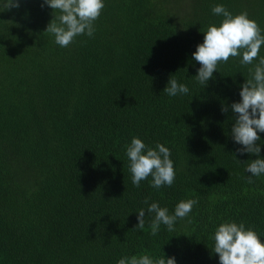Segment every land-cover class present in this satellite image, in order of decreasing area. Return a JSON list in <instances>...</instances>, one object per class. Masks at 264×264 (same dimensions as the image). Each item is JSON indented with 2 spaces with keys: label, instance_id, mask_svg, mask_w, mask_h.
Segmentation results:
<instances>
[{
  "label": "trees",
  "instance_id": "obj_1",
  "mask_svg": "<svg viewBox=\"0 0 264 264\" xmlns=\"http://www.w3.org/2000/svg\"><path fill=\"white\" fill-rule=\"evenodd\" d=\"M104 3L94 36L63 48L45 33L53 10L44 0L0 12V264H117L140 254L220 264L213 235L225 221L264 242V175L248 183L245 171L264 158V133L259 156L241 155L231 135V105L251 66L230 57L205 87L192 56L223 19L214 5L247 11L264 29V0ZM171 76L187 95L164 92ZM133 137L170 149L171 187L157 190L151 177L132 184ZM146 198L170 213L181 200L199 203L175 231L161 225L152 236L147 212L135 229Z\"/></svg>",
  "mask_w": 264,
  "mask_h": 264
},
{
  "label": "clouds",
  "instance_id": "obj_2",
  "mask_svg": "<svg viewBox=\"0 0 264 264\" xmlns=\"http://www.w3.org/2000/svg\"><path fill=\"white\" fill-rule=\"evenodd\" d=\"M44 5L53 10V19L45 33L54 36V42L62 48L70 46L77 36H94L95 22L105 7L104 0H44L41 6ZM19 7L20 0H0V12ZM212 12L223 19L218 26L210 24L203 32L204 41L192 54L201 65L194 77L206 87L208 81L214 78V72L218 71L219 64L227 63L230 57L240 58L242 66H251L248 68L249 78L241 86L240 102L231 105L232 112L236 114L231 135L237 144L243 146L237 152L259 156L261 147L257 142L261 139L259 133H264V56L260 55L264 46V29L249 18L247 11L233 15L226 6L217 4L212 7ZM164 92L175 97L187 95L189 88L171 76ZM221 110L227 113L228 106H223ZM125 147L135 187H140L141 181L149 177L152 178L151 187L157 190L174 184L176 172L168 147L161 143L154 148L149 147L139 137H133ZM245 171L251 174L247 182L254 183L253 177L264 175V158L247 162ZM149 199L144 201L147 209L138 211L135 229H144L147 212L153 217L149 225L152 236L159 233L161 225L166 226L169 232L175 231L177 221L188 218L193 207L199 203L196 199L181 200L170 213L159 202L149 204ZM213 240L212 251L219 255L220 264H264V242L253 228L246 227L243 222L221 223L214 230ZM117 264H177V261L174 256L153 259L148 254H140L124 256Z\"/></svg>",
  "mask_w": 264,
  "mask_h": 264
}]
</instances>
